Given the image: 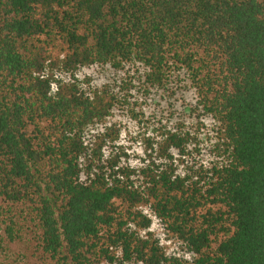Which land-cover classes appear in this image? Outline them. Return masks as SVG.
Instances as JSON below:
<instances>
[{"label": "trees", "instance_id": "1", "mask_svg": "<svg viewBox=\"0 0 264 264\" xmlns=\"http://www.w3.org/2000/svg\"><path fill=\"white\" fill-rule=\"evenodd\" d=\"M94 66L143 67L158 90L183 69L215 124L213 159L192 161L198 118L141 137L130 164L108 123L137 113L126 94L81 85ZM6 204L28 208L48 264H264V0H0V232L12 241Z\"/></svg>", "mask_w": 264, "mask_h": 264}, {"label": "rangeland", "instance_id": "2", "mask_svg": "<svg viewBox=\"0 0 264 264\" xmlns=\"http://www.w3.org/2000/svg\"><path fill=\"white\" fill-rule=\"evenodd\" d=\"M126 70L119 72L109 66H94L81 70L78 79L84 88L100 89L107 85L117 94L127 95L130 108L137 113V119L133 120L127 110H118L113 113L108 124L115 123L120 128V144L127 149L128 162L138 164L143 149L140 138L153 135L158 126H173L179 122L190 128L198 118L202 119L205 127L200 134V152L194 154L192 161L203 164L210 162L213 159L211 144L214 141L215 124L209 118L198 116L195 109L196 92L190 76L183 69H174L163 89H146L141 78L143 67L136 66L128 72ZM3 207L15 219L16 237L11 241L4 232H0V264H48L39 248L38 232L30 219L28 208L9 204ZM152 229L167 254L178 252L177 246L166 239L156 222Z\"/></svg>", "mask_w": 264, "mask_h": 264}]
</instances>
